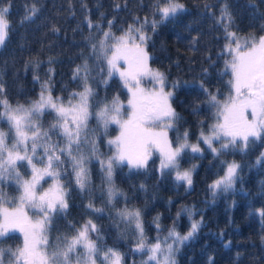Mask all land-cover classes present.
<instances>
[{"label":"trees","instance_id":"1","mask_svg":"<svg viewBox=\"0 0 264 264\" xmlns=\"http://www.w3.org/2000/svg\"><path fill=\"white\" fill-rule=\"evenodd\" d=\"M4 2L0 0V4ZM181 2L185 4L186 11L159 24L155 32H152L150 24L144 27L151 37L146 45L149 63L165 74L166 89L172 90V82H179L171 104L181 119L167 130L173 147L176 146L177 137H182L185 130L189 133V142L196 143L201 132L208 135L218 122L216 109L209 105L208 96L201 90V82L221 101L232 94L229 84L232 77L225 68V61L229 59L225 45L229 41L225 39L223 25L216 23L221 7L227 3L234 19L229 31L236 33L239 43L245 45L246 41L257 39L264 32V0ZM205 3L212 6L210 11L215 13V17L205 12ZM33 4L40 11L33 20L21 24L26 8ZM153 5L154 0H11L10 12L6 17L10 23L9 36L0 46V82L5 87L3 98L10 104L26 103L38 95L41 83L50 79L51 94L62 97L67 103L70 92L83 90L82 82L73 80V73L78 65L87 60L91 70L88 85L98 93L95 99L101 101L100 105H93L90 110L98 111L104 103H111L113 98L125 100L127 90L116 75L113 74L111 78L107 76L106 61L97 66L86 38L91 35V42L96 43L103 33L95 27L90 29L88 19L94 25L99 23L105 31L108 30V20H112L111 31L116 36L129 25L139 27L135 20L137 17L140 23L145 17L159 20V15H152ZM54 27L58 31H53ZM100 69L104 71L103 77L97 74ZM34 76H38L39 80H34ZM101 79H106L107 84L99 83ZM54 118L55 113H45L43 128L47 129ZM88 127L95 130L90 131L89 136L97 140L103 158L113 155L115 147L108 141L117 132L116 124L109 125L105 130L97 127L96 119L92 117ZM57 142L61 147L64 144L60 136L50 134V143ZM200 147L204 150L203 154L187 150L180 160V170L196 166L190 187L186 182L175 179V170L161 174L159 158L155 153L146 169H130L126 163L117 167L114 183L123 195L113 200V206L106 203L107 195L103 190L107 184L102 185L98 164L90 165L91 185L88 192L81 193L72 176H63L61 182L68 191L69 207L53 215L45 232L49 241L46 252L51 254L58 245L63 248V238L70 239L85 220L91 219L101 229L102 240H97L96 234H90L100 253L111 248L122 255V264H145L146 261L155 264L149 261L147 249L143 252L132 251L139 239L134 223H125L116 216V211L140 209L147 243L151 245L156 242L158 234L155 217H160L162 231L159 235L162 240L172 226L177 211L187 207L194 211L191 219L199 221L202 218L203 222L198 232L176 253L174 258L177 264H209L210 258L212 264H264V216L261 215L264 212V161L256 163L263 152L264 140L250 143L244 153L230 150L219 158H214L203 142ZM221 160L238 162L241 165L239 178L232 190L218 192L213 199L209 186L224 170ZM17 171L22 177L29 170L25 163L18 166ZM0 192L5 197L0 207L17 204L20 191L14 181L5 179L0 182ZM89 201L95 207L104 208V213L94 214L86 209ZM190 223L187 213L181 212L176 221V230L180 234L186 233ZM21 242V235L15 231H9L0 238V250H5L0 255L3 264L15 263L6 250L16 251Z\"/></svg>","mask_w":264,"mask_h":264},{"label":"snow or ice","instance_id":"2","mask_svg":"<svg viewBox=\"0 0 264 264\" xmlns=\"http://www.w3.org/2000/svg\"><path fill=\"white\" fill-rule=\"evenodd\" d=\"M203 7L205 12L215 17V13L210 11L212 7L210 4L205 3ZM10 8L11 0H5L3 4H0V46L5 44L9 36L10 23L6 17ZM39 11L35 4L27 7L26 14L21 18L20 23L33 20ZM184 11L186 6L181 0H154L152 15L153 17L159 15V20L154 18L149 20L145 17L143 23H140L137 17L135 20L140 26L129 25L120 36L112 33V20H108V30L105 31L101 29L99 23L94 25L93 21L88 19L90 29L95 27L103 33V37L96 43L91 42L93 39L91 35L86 38L90 43L92 55L96 57L97 66L106 61L107 76L111 78L114 73H118L131 93L128 101L131 112L127 119H122V105L118 98H113L111 103H104L98 111L90 110L93 105H100L101 101L95 99L98 93L88 85L91 70L87 60L82 65H78L73 73V80H80L83 90L70 92L67 106L62 97L53 98L50 79L41 83L38 98L29 101L27 107L19 103L13 107L7 99L3 98L5 87L0 82V109H2L0 122L8 125L7 132L0 130V182L5 179L14 181L17 190L20 191V207L13 211L6 208L0 210L2 211L0 238L12 229H18L23 233L22 247L17 248L15 252L11 249L6 250L12 255L15 264H73V258H75V264H97L100 248L90 238V234H96L97 240H102L103 237L100 235L101 229L91 219L85 220L70 239L63 238V248L58 245L50 255L40 250L48 246L49 241L45 232L50 226L53 215L69 207L68 191L65 184L61 182L63 176H72L76 188L81 193L88 192L91 185L90 165L98 164L102 185L107 184V188L103 190L107 195L106 203L113 206V200L123 195L115 187V169L125 163L130 169H146L153 149L158 150L160 154L161 174L175 170V179L186 182L190 187L193 184L192 172L196 166L180 170V160L187 150L194 154H203L204 150L200 147V143L203 142L213 153L214 158H219L230 150L244 153L250 143L264 140V35H261L258 40L253 38L251 41H246L247 50L242 51L236 33L229 31L234 24V19L227 3L221 7L216 23L223 25L225 39L229 41L225 45V50L228 55H231V60L225 61V68L232 77L229 84L234 94H229L224 101H221L201 82V90L208 96L209 105L216 109V116L220 122L212 126L211 134L205 135L201 132L196 143L189 142L187 130L182 137H177L175 147L168 139L165 129L173 128L175 122L181 119L171 104L174 90L179 87V82L173 81L172 90L165 91V74L149 67L150 55L146 45L151 37L144 31V27L150 24L152 32H155L159 24ZM52 30L58 31L55 27ZM233 43H235L234 48ZM120 60L125 61L126 69L120 70L118 67ZM204 71L206 74L207 70ZM97 74L103 77V69H100ZM145 76L155 82L156 86L151 91L140 87L141 79ZM34 80L38 81L39 77L34 76ZM99 83L106 85L107 80L101 79ZM74 99L78 102L73 103ZM249 112L251 120L247 116ZM45 113H55L54 122L50 123L47 129H44L42 124ZM92 117L96 119L97 127L105 130L111 124L120 126L119 136L108 141L110 145L115 146V152L106 159L99 151L97 140L89 136L90 131H95L88 127ZM165 121L167 123H164ZM157 125H163L160 131L155 130ZM52 133L63 139L62 147L59 142L50 143ZM10 134L11 144L8 142ZM214 141L220 142L219 148L214 146ZM262 161H264V152L257 157L256 163L260 164ZM25 162L31 169L30 179H23L17 171L18 166ZM37 163L44 166L37 167ZM220 163L224 168V175L209 186L213 199L218 192L226 193L233 189L241 168L236 161L221 160ZM45 177H51L54 183L46 191L38 192V187ZM141 187L143 188V185ZM4 199L3 193L0 192V203L4 202ZM25 205L35 210L40 219L32 222L24 211ZM85 207L94 214H103L105 211L104 208L95 207L91 201ZM181 212L187 213L191 221L189 230L183 235L176 230V221ZM115 214L129 225L134 223L139 239L132 251L143 252L147 249L150 253L149 261H154L155 264H177L174 258L176 253L198 232L203 222L202 218L199 221L191 219L194 216L193 209L183 207L177 211L172 226L161 240L159 233L162 228L159 223L160 217L157 215L154 219L158 233L156 242L149 245L140 209L125 208L117 210ZM261 215L264 216V212ZM170 240L171 243H169ZM78 247L84 250L83 253L77 251ZM4 251L0 250V255ZM122 259L119 252L109 248L103 253L101 264H122ZM0 264H3L2 259ZM145 264L148 262L146 261ZM209 264H212L211 258Z\"/></svg>","mask_w":264,"mask_h":264},{"label":"rangeland","instance_id":"3","mask_svg":"<svg viewBox=\"0 0 264 264\" xmlns=\"http://www.w3.org/2000/svg\"><path fill=\"white\" fill-rule=\"evenodd\" d=\"M122 34H123V33L118 34V35H116V36H120V35H122ZM261 35H264V32H263ZM261 35H260V36H261ZM260 36H258V38H259ZM258 38H257V40H258ZM137 42H138V41H137ZM240 44H241V50H242V51H246V50H247V47H246L244 44H242V43H240ZM232 47H233V48L235 47V43L232 44ZM109 55H111V53H109ZM230 60H231V55H229V59H228V61H230ZM148 64H149V67H150L151 69H153V70H157L156 68H154V67L149 63V61H148ZM118 67L120 68V70H124V69L127 68V64L125 63V61L120 60V61L118 62ZM114 75H116V76L122 81V83L124 84L123 80L120 78V76H119L118 73H114ZM124 86H125V85H124ZM154 86H156V85H155V82L152 81L150 77L145 76V77H143V78L141 79L140 87L144 88L146 91H151V90L154 88ZM125 88H126V90H127V97H126L125 100H123V101H119V102L121 103V105H122V113H123V115H122V119H127V118H128V115H129L130 112H131V109H130V107H129V105H128V101H129V99L131 98V93L129 92L127 86H125ZM165 91H169V90L165 88ZM39 92H40V91H39ZM39 92H38V94H39ZM232 94H234V92H232ZM46 95H47V93H46ZM52 96H53V95H52ZM37 98H38V95H37L35 98L31 99V100H35V99H37ZM53 98H55V96H53ZM31 100H28L26 103H21V104H23V105H25V106L27 107V106H28V102L31 101ZM76 102H78V100L74 99V100H73V103H76ZM64 104H65V106H67V103H66V102H64ZM11 105H12L13 107H15L17 104H11ZM1 110H2V109H1ZM247 116H248V119H250V120L252 119L250 112L247 114ZM218 122H220V121L218 120ZM218 122H217V123H218ZM164 123H167V121H165ZM116 126H117V132H116L112 137H110L109 141H110V140H114V139H115L117 136H119V134H120V126L117 125V124H116ZM162 127H163V125H157V126H155V130L160 131ZM0 130H3V131H5V132H7V131H8V125H7V123H5V122H2V123H1V122H0ZM165 130L167 131L168 129H165ZM209 134H211V132H210ZM209 134H208V135H209ZM8 142H9V144L12 143V136H11V134H10V136H9V141H8ZM219 143H220L219 141H215L214 146H215V147H219ZM114 147H115V146H114ZM263 152H264V148H263ZM153 153L157 154V156H158V158H159V164H160V154H159L158 150L153 149V150H152V154H153ZM25 163H26V162H25ZM37 167H43V166H40V165L37 164ZM27 168H28L29 171H28V173H27L25 176H22L23 179H30V178H31V169H30V167H28V166H27ZM181 171H183V170H181ZM222 175H224V170H223V172H222L218 177H216L213 181H215L216 179H218V178H219L220 176H222ZM175 176H176V175H175ZM46 178H48L47 181H46V182H43ZM44 180L41 181V184H40V186L38 187V192L46 191V190H47V189H48V188L54 183V181L52 180L51 177H45ZM213 181H212V183H213ZM212 183H211V184H212ZM19 196H20V195H19ZM18 207H20V201H19V199H18V202H17L16 205H14V206H12V207H0V210L6 208V209H8L9 211H13V210L17 209ZM23 207H24V211L27 213L29 219H30L32 222H35L37 219H40L39 214H38L35 210L31 209V208L28 207L27 205H25V206H23ZM0 221H2V211H0ZM10 231L18 232V233L21 235V237H22V242H21V245H20L19 247H22V245H23V233H21L18 229H12V230H10ZM183 234H186V233H182L181 235H183ZM169 243H171V240L169 241ZM19 247H18V248H19ZM16 250H17V249H16ZM40 250H41L42 252L47 253L46 250H45V248H41ZM77 251L80 252V253H83L84 250H83L82 248H78ZM14 252H15V251H14ZM103 253H104V252L99 253V257H100V258L97 259V264H101V258H102V256H103ZM47 254H48V253H47ZM49 255H50V254H49ZM12 258H13V257H12ZM161 259H162V257H161ZM14 261H15V260H14ZM13 264H15V263H13ZM73 264H75V258H73Z\"/></svg>","mask_w":264,"mask_h":264}]
</instances>
